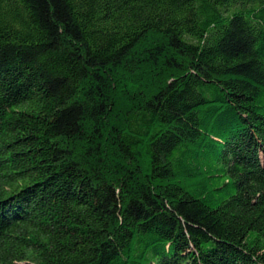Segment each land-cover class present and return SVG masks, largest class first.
<instances>
[{
	"label": "trees",
	"instance_id": "1",
	"mask_svg": "<svg viewBox=\"0 0 264 264\" xmlns=\"http://www.w3.org/2000/svg\"><path fill=\"white\" fill-rule=\"evenodd\" d=\"M0 264H264V0H0Z\"/></svg>",
	"mask_w": 264,
	"mask_h": 264
}]
</instances>
